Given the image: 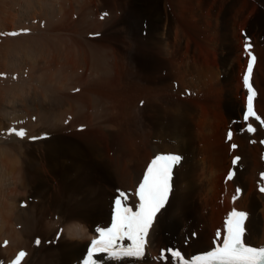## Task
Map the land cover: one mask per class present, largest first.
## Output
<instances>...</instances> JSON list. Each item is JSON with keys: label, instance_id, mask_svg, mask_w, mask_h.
<instances>
[{"label": "bare ground", "instance_id": "obj_1", "mask_svg": "<svg viewBox=\"0 0 264 264\" xmlns=\"http://www.w3.org/2000/svg\"><path fill=\"white\" fill-rule=\"evenodd\" d=\"M99 1L101 2V5L105 3L103 0ZM112 1L114 2L115 0ZM130 1L132 0L115 1L114 10H110L116 13L117 11H120L122 9L123 3L128 4L130 3ZM170 1V6L177 7L179 5L180 7H177V11L181 16L184 15L185 8L188 7L186 6V4L189 3L188 0L187 2L186 0H184V3L183 0ZM92 2L93 0H0V29L8 30L11 32L13 30L19 29L23 26V24L25 25V23L28 24L29 30L31 29V31H29L30 34L28 35L22 34L18 35L17 37H9L7 39L3 37L5 38V43H3V46H0V69H3L5 71H13L18 68L21 69V67L24 65L22 68L25 69V67H29L33 70V74L30 71V73L32 74V76L30 75L33 79L32 81L40 83V86H43L45 81H47V85L45 84L46 86H50V84H53L52 89L50 88L51 93H46V95L50 98V105L47 106L48 108H44L43 110H32L30 111V114L32 115L36 112L39 113L41 111L43 113V118H45V121L46 119H49L48 121L50 122L51 115L49 113L53 111V109H51L52 106L59 105L62 109L64 108L63 106L66 105V103L64 105L62 101L65 100V102H67L66 100H68V107L65 106L68 109V112H65V115L68 114L67 116H70V114H72V117H70L72 120V127H76L78 125L92 127L87 131L80 133L87 136L85 137V141L82 140L83 144H75L74 142L67 140H65L66 142L64 144L63 142H61V140L64 139L63 137L60 139H49L47 142H39L35 145L27 144L28 147L39 146L41 148L42 146L43 149H41L43 151L41 155L44 156V159H42L41 157L40 158L44 160V164L40 165L41 167H37L38 169L36 170V174L31 172L32 174L30 173V175H26L25 180H23L24 178H20V181V179L18 178V180L20 181H18V185H20V188L26 186L28 187L29 185L33 184L35 185V182H37V178H39L41 174L47 172H51V174L55 173L56 177L61 180V189L63 190L65 195H69V202H72V205H70L69 203H64L62 209H58V212L60 211L61 215L58 222L55 220H51L45 223L42 229L38 228L39 224L41 222L44 223V220H46V218H48L49 214L52 212L51 210V212L48 214L47 211L49 212L50 208L43 205L41 207V204L39 203H33V205L29 207V209H22L19 213H17L16 209L20 202L16 199H10L11 196L9 194L11 193V190L5 193L2 192V189L6 186V183H4V179L8 178L9 185L11 183V180L15 178L17 180V177H19L18 175L21 174V169L17 167V165L12 164L8 172L0 175V243L4 242L6 239H9L12 243L10 247L7 248L4 252L1 251L3 252V254L7 251V264H11V262L13 263V260L15 261L16 256L21 251H24L26 253V256L21 261V264H36V261L38 260L36 259L37 256H29L32 248L37 244L36 239H41L40 237L48 236L50 234L49 231L53 230L52 227L60 224L61 222H64L62 220L65 219L68 215H70V220L72 221L73 218L92 220L96 224L95 226L93 225L94 228H96V226L105 228L110 226L112 213L110 214V205L107 204V199H105V204H103L102 201L97 200V198L95 199L93 196L96 193L95 189L97 183L99 182L101 184L100 181L103 179L104 174L102 169L100 170V168L103 166L101 165L107 163L105 161H102L103 158H105L104 156L106 154L105 147L103 148L99 143L101 141L100 139L102 138L106 139L107 145L110 144V142L114 141V138H116V143H119L120 145V147L116 148L121 149V151H118V153L127 152L129 155L128 158L136 157L135 167L132 170L129 169V166L128 169L124 167L123 170L121 169L122 174L119 172V174H117L119 175V180L122 182L120 183V185H118L121 187L120 191L127 194L126 203L129 207H132L133 211L136 210V205L139 203L138 197L135 195L136 190L142 181V177L148 164L155 156L159 154L179 153L184 156V161L181 162L180 165L176 166L172 179V190L170 192L169 198L165 205L157 212L153 224L149 229L148 236L146 238L147 244L144 248V250H146L145 255L140 258L123 257L119 259H113L106 253H99L94 256L96 258L97 264H180V261L172 257L171 254L165 255L166 257L164 259L162 258V261L159 262L158 257H160V250H164V247H169V251H172L174 249V241H184L185 235H187V233L191 234L192 232H194L197 234V239H190V247L185 249V252L188 254V256L194 254L192 256V260H190L191 262L198 255L204 254L212 250L216 246L213 242L217 234V230L224 229L223 220L225 218V215L229 211L231 212L234 210L246 213V228L248 231L245 236L247 243L256 248L264 247V192L261 193L258 187L259 183L262 181V173H264V164L261 160L263 148L260 145L263 133L259 132L254 137H251L244 132L238 133L240 129L237 130V135L234 134L235 137L233 143L236 142L239 147L236 151H231V145L226 142V137H224L221 132H218L216 134L213 133L211 130L212 126L208 124L205 125L203 120L199 117H188L193 113V102L190 101V99L188 101H183L181 99L179 100L178 98L173 96V94H178V92L176 91H179V88H174V82H178L180 89L186 92L187 89L190 90V88H195L196 86H198V82L201 84L203 83V86H209L210 83L213 84L214 82H211V80H213V78H211L212 74L209 72V69H206L205 71L204 68L199 69L198 67H196L195 70L184 69L181 66L184 65L183 61H178L173 57V54L171 55L169 53L165 55L168 56V59L164 58L165 56L162 55V50L158 47H154V43L155 45H159L162 41L160 40L161 42H158L157 39L154 38V34L153 36H150L151 33H149V37L151 39V42H154L153 44L149 42V47L146 45V43H144V45L141 43L133 44L131 46V50H138L139 53H141L142 51V53H144L145 55L147 54L148 56H150L156 62H154L156 65H160L159 68L161 69V71L167 69V78L163 79L161 76L160 78L157 73L154 72V63H150L148 67L146 63H144V65L141 66L144 70V74L142 76L143 79L141 83L138 84L139 79L135 78L134 71H132L131 67L127 65V61L125 58L119 59L116 57L115 63L111 62V59L114 58L115 55H113L111 58L112 54H109L110 49L105 47L102 42V37L101 39H95L93 41H82V36L97 33V29H101L102 26L107 23V21L101 24L94 22L93 18L97 14H93L92 12ZM136 2L139 6L143 7V9L146 10L144 11L146 12V15L150 16L151 13L154 16H158V14L160 15L163 0H136ZM181 2L185 8L181 6ZM104 9H106V7ZM104 9L101 10V12L105 11ZM164 9L165 11L167 10V2H165ZM77 12L79 14L78 19L74 21L72 19V23H70L69 20V26L72 25V31L70 30L71 33L68 32L69 34L67 33L65 35L62 34L63 32H61L60 28L58 30L51 27V23L55 19H64L67 21L68 16H72L74 18V15H76ZM36 19H40L41 21H48L45 24L46 26L44 30H42V32L44 31V33L47 31L46 37H42L41 35L39 36V33L42 32H39L40 29H37L39 25L37 27L35 25ZM59 20L57 21V23L59 22ZM155 20L156 18L154 19V21ZM205 22L208 25H210V23L212 24L211 20L209 19ZM66 24L67 23H65L64 25L66 26ZM157 24L158 27H161V21H159ZM60 26L61 25H59V27ZM165 27L168 28L169 24L165 23ZM19 33L20 32H18L17 34ZM71 34L72 37H70ZM77 35H80L81 39L80 37L76 39L75 37ZM162 36L164 39V37H167L168 34L162 33ZM78 39H80L81 41H79ZM52 41H54V48L51 43ZM56 41L60 44L58 49V51L61 50L60 55L56 54ZM75 46L78 47L76 48ZM54 50H56V53L54 52ZM257 51L260 53L261 58L259 59L258 57V65L256 64V68H259V65H264V48L258 45ZM35 52L39 55L40 58L43 59L44 64L49 66L46 69L47 75L49 74L48 76L45 72L42 73L41 71V73H38L40 75H37L38 78L35 77ZM23 53L25 54V58L27 57L28 59H25L26 63L22 61ZM17 54H20V56H16ZM37 54L35 56H37ZM41 63L42 62H40V64ZM130 63L131 66H133V63ZM234 65L236 66L235 63ZM243 65L245 68L246 63ZM62 67L65 68L64 71H62ZM256 68L253 77V83L259 90L258 99L256 100V106L258 112L264 117V85L262 80L258 77L261 73L258 75ZM85 71L92 72L90 78L86 76L84 78V75H81ZM115 72L116 77L114 76ZM243 72L244 69L242 71V74ZM138 76H140V74ZM138 76L136 73V77ZM169 80H171V82ZM233 80L227 79L226 83L228 85L227 88L229 91H232V89L236 87V91L239 93V95H243V105L238 98L237 100H235L236 102L234 101L233 103L235 111H237L241 121L243 107H245L246 93L243 89V85L241 82L242 80L237 84L234 83V81L236 80ZM27 82L28 81H26V85L30 88L32 85H30L31 83ZM58 83H62L69 92L70 90L73 91L75 89V92H78L80 90L81 91L74 95L69 94V96L67 97L60 96L58 94L59 89L56 90L55 88L57 86L56 84ZM23 86L25 85L23 84L21 86L23 89L20 87V89L18 88V90L17 87H13L15 88L14 93H10L12 94L11 98L8 96L11 99H9L10 103L18 104V101H20L22 106L24 102V105L32 103V99L29 98L30 95L28 96L27 91H25L26 88H24ZM212 88L215 89V87ZM197 89H199V87ZM200 90H198V92ZM2 91L5 92V90ZM9 91L13 92L12 89ZM9 91L7 93H9ZM36 91L37 90H35V93ZM207 91L206 93L209 92ZM1 94L2 95L0 96H3V93ZM166 95L170 98V100H172L171 108L174 109L176 115H173L171 113L172 111L170 112L169 110L164 109L165 104H162V101ZM185 98L190 97L186 96ZM142 100H146L147 103L145 104V108L144 103L140 104L143 108V111L140 112L138 110V105ZM1 102L3 103V101ZM1 102L0 110H2V112L0 111V127L7 126L11 122L17 121L23 116L18 114L16 116L14 112L5 110L6 106H2L4 107L2 108ZM41 105L42 104L40 103L39 106ZM196 105L198 104L196 103ZM11 107H9V109ZM101 112L103 113L98 116V114ZM13 113L15 115L14 117L12 115ZM145 114L151 115L150 122L147 120V123L146 121V125L148 126L149 131L148 133L142 130L143 126L141 128H138V125L142 124L139 122H142L141 120H143ZM93 117L94 119H92ZM7 122L8 124H6ZM228 123H232V121L229 120ZM53 124L48 125L49 129L56 127ZM242 125L244 129V124L242 123ZM235 128L237 129L238 126ZM154 139H156L155 144L157 146L155 155L151 156L146 162L141 163L142 165H138V163H140L141 161L140 153H142V150L139 149L140 145L144 142V140H147L146 142H149L148 144L150 145L151 142L154 141ZM251 140H255L256 142L255 146L253 145L254 147H250L248 145L249 141ZM138 141L140 144L138 143ZM201 141L203 142L204 147L207 150L206 152L208 154V157L206 158H208V160L213 163V166H215L216 169V173H218V175L216 176V181L211 186V189H209V192H211L212 194V198H210V200L205 199L206 202L202 199V193L204 190H202L198 187V185L195 184L192 174L194 172V150L197 147V144ZM147 147L148 145L143 144L144 150ZM228 153H232V157L238 155L242 158L236 168V170L239 172L238 175L241 174L245 176V180L241 185L239 182L240 180H238L237 183L233 184L237 180V175L232 181L226 182L227 173L232 166V157L230 159V164L227 165L226 157ZM4 155L9 156V153H6ZM62 156H66L68 160L62 161ZM110 159L114 161L112 157ZM110 159L108 161H111ZM94 161H102V163L100 162V165V163H95ZM31 165L32 164H30V166ZM105 165L104 167L107 166ZM34 166L35 165H33L32 167L35 168L36 166ZM116 170L119 171L118 168ZM110 172L111 170L108 172L109 175ZM14 181L15 180H13V183ZM38 181L40 182L41 179H38ZM246 181L251 184L245 185ZM43 182L44 180L42 181V183ZM109 185L111 184L109 183ZM238 186L240 188V192L237 191ZM86 187L90 190L89 194L85 196L84 200H82L81 202H77L76 195L82 194L79 192V189H84ZM256 190L258 191L256 192ZM29 194L32 195L31 193ZM26 195H28V192ZM61 196H63V194ZM19 208L20 206L18 207V209ZM30 217L31 219H28ZM16 224H22V227L24 226L21 231L15 230ZM27 224L29 225V227H25V225ZM31 226H36L38 230L33 233L34 230ZM84 227H82L83 229H81V224L79 223H72L71 225L67 224V228L64 231L58 246L51 247L50 249H48V251L45 252V255H47L48 257L47 264H82L83 258L87 252L88 245L93 239L98 238V233L93 234L94 230ZM167 232L168 235H170L169 238L165 237V233ZM68 237L70 238V241L68 242L67 247L62 248L60 246V243H64V240L66 238L68 239ZM14 242L16 244L15 246L13 245ZM169 242L171 243L168 244ZM218 242H222V238ZM122 243L127 246L131 242L125 240ZM170 246L173 247L170 248ZM1 252L0 255H2ZM184 261L190 264L189 261Z\"/></svg>", "mask_w": 264, "mask_h": 264}, {"label": "rangeland", "instance_id": "obj_2", "mask_svg": "<svg viewBox=\"0 0 264 264\" xmlns=\"http://www.w3.org/2000/svg\"><path fill=\"white\" fill-rule=\"evenodd\" d=\"M103 1L105 3L103 5H101V2L99 0H93V2L91 4L92 12H93V14H97L96 16H94L93 20L95 23L97 22L98 24H101L105 21H107V23L105 25H103L101 29L100 28L97 29L98 30V31L96 30L97 33H95V34L92 33L89 35L82 36L83 37L82 41L83 40H92L93 41L95 39H101V37H102L103 44L105 45V47L110 49L109 54H112L111 58L113 55H115V57L111 59V62L115 63L116 57L119 59L125 58L127 61V65H129L131 67L132 71H134L135 78L139 79V81H138V79H137V81H138V84H140L142 79H143L142 76L144 74V70L141 66L144 65V63H146V65L148 67V65H150V63H154L155 61L150 56H148L147 54L145 55L144 53H142V51H141V53H139L138 50L132 51L131 46L133 44H137V43H139V44L141 43L143 45H144V43H146V45L149 47L148 43L151 42V39L149 37V33H151L150 36H153V34H154V38L157 39L158 42H161V41L162 42L159 45H155L154 42H151V44L154 43V47H158L159 49H161L163 56H165L169 53L171 55L173 54V57L176 58L178 61H180V60L183 61L184 65H181V64L180 65L184 69L195 70L196 67H198L199 69L204 68L205 71H206V69H209V72L213 75V76L211 75V78H213V80H211V82H214L213 84L210 83L209 86L204 85L205 86L204 87L202 85L203 83L201 84L198 82V84H197L198 86H196L195 88H190V90H192V92L195 91V93L197 94L196 96L192 95L190 98H185V91H182V89H180V86L178 89L179 91H176V92H178V94L177 95L173 94V96L178 98L179 100L181 99L183 101H185V100L188 101L190 99V101L193 102L192 107L194 110H193V113L190 114L188 117H194L195 116V117L201 118L203 120V122L205 123V125L208 124V125L212 126L211 130L213 133L216 134L218 132H221L224 135V137H226L227 130L230 127L232 129L234 128L233 130L235 131V135H237L236 133H237V130H239V129L240 130L238 131V133L239 132L243 133V125L240 121V116L238 115L237 111H235L233 103L238 98L243 105L244 104V102H243L244 98H243V95H241V94L239 95V93L236 91L237 90L236 87H234V89H232V91H229L227 88L228 85L226 83V80L227 79H229V80L234 79L236 81H234V80L233 81L236 84L242 80V71L244 69L243 64H245L247 62V58H248L247 55L245 56V53L243 51L244 38L241 35V32L243 30H247L249 36L253 38V43L255 45L254 52H256L259 59H261L260 53L257 51V46L260 45V47L264 48V0H188L189 3L186 4V6H188L187 7L188 9L184 7L182 2H181L182 5L180 4L182 7L185 8L184 15H182V16L177 11V7L179 8L180 6L178 5L177 7H175V6L171 7L170 6V2H171L170 0H163L161 12H160V15L158 14V16H154L152 13L150 14V16L146 15V12H144L146 10L143 9V7L139 6L137 4L136 0H134V1L132 0L128 4L123 3L122 9L120 11H117L116 13L112 12L111 10H114L115 1H118V0H115L114 2L112 0H103ZM124 1H126V0H124ZM165 2H167V10L166 11L164 9L165 8ZM186 2H187V0H186ZM183 3H184V0H183ZM105 7H106V9H104ZM103 9L105 11L101 12V10H103ZM99 12H100V14H99ZM105 13H107L106 16L102 15ZM191 14H193V15H191ZM78 15L79 14L77 12L76 15H74V18L72 16H68L67 21L64 19L63 20L58 19L59 24L57 23L58 20L55 19L51 23V27L58 29V30L60 28L61 32H63L62 34H65V35L68 32L71 33L70 30L72 31V25L69 26V20H70V23H72V19H73V21L78 19ZM151 15H153V16H151ZM160 17H161V20H160ZM132 18H134V19H132ZM155 18H156V20L154 21ZM158 18H159V20H158ZM208 19L211 20V22H212V24L210 23L211 26L205 22ZM125 20H126V22H125ZM150 20H151V23H150ZM60 21H61V24H60ZM144 21H146V22H144ZM157 21L158 22L161 21V24H160L161 27H158ZM47 22L48 21H46V20L45 21L44 20L41 21L40 19L35 20L36 27L39 25L37 27L38 30L40 29L39 32H42V30H44V28L46 26L45 24ZM65 23H67L66 26L64 25ZM165 23L169 24L168 28L165 27ZM25 25H27V26H25ZM25 25L23 24L22 27H20L17 30H13L11 32L8 30H4V29H3L4 30L3 31L2 29H0V31H1V33H0V36H1L0 37L1 38L0 39V46H3V43H5V41H4L5 38L7 39L9 37H11V38L17 37L18 35H22V34L23 35L30 34L29 31H31V29L29 30V28H28L29 26L27 23H25ZM59 25H61L62 27L61 26L59 27ZM25 28H27V29H25ZM158 28H159V30H158ZM165 28H166V30H165ZM18 32H20L21 34L19 33L17 35H10V33H18ZM162 33H166V34H168V36L164 37V39H163ZM40 35L42 37L43 36L46 37L47 31L45 33H44V31L42 33H39V36ZM3 37H5V38H3ZM70 37H72V34ZM78 37H80V39H81L80 35H77L75 38L77 39ZM138 37H140V38H138ZM80 39H78V40L81 41ZM53 42L54 41L51 42L52 46L54 45ZM59 45L60 44L56 41L55 46L57 49V53H56V50H54V52L57 55L61 54L60 53L61 50L58 51ZM53 48H54V46H53ZM36 54L37 53L35 52L34 58L36 57L35 58L36 70L35 69L34 70L36 72L35 77L38 78L37 75H40L38 73H41V71H42V73L45 72L47 75L46 69L49 66L44 64L43 59L40 58L38 54H37V56H35ZM18 55L20 56V54H17L16 56H18ZM24 55L25 54L23 53V55H22L23 58L22 57L21 58H22V61L24 63H26V60H28V59H27V57L25 58ZM238 55H239V58H238ZM164 58L168 59V56H165ZM39 59H41V60H39ZM233 59H234V63L236 64V66L233 63ZM235 59H237V60H235ZM40 62H42V63L40 64ZM130 62L133 63L132 64L133 66H131ZM155 63H154V66H155L154 72L157 73V75L159 77L161 76L163 79H166L168 70L164 69L161 71V69L159 68L160 65H156ZM135 65L138 67H136ZM232 65H233V67H232ZM22 67H21V69H19V68L15 69L16 71L15 70L5 71L3 69H0V87H1L0 88V95H2L1 93H3V96H0V102L3 101V103L1 102V107L6 106L5 110L14 112L16 116H17V114L21 115V116L23 115L20 118L21 120L18 119L17 121L11 122L10 124H8V122H7L6 123V124H8L7 126L0 127V175H3L4 173L8 172L9 168H11L12 164L17 165V167H19L21 169L20 170L21 174L19 173L20 175H18L19 177H17V180H16V178L13 179L16 181V184H15V181L13 183V180H11V183L8 185V183H9L8 178L4 179L5 180L4 183H6V186L3 187L4 190L2 189V192L6 193V192L11 190L10 191L11 193L9 194L11 196L10 199H13V200L16 199L17 201L20 202L18 204V207L20 206V208L18 209V207H17V209H16L17 213H19L22 209H29V207L31 205H33V203L34 204L39 203V204H41V207L43 205V206L50 208V210L48 209L49 212L47 211V213L49 214L51 212V210H52V212L49 214L48 218H46V220H44V223L41 222L38 226V228L42 229L43 225H45V223H47L51 220H55L58 222L60 220V217H61L60 211L58 212V209L59 210L62 209L64 203L65 204L69 203L70 205H72V202H69V200H70L69 195L68 194L65 195V193L61 189V187H60L61 180H59V178L56 177L55 173H52V174H51V172L43 173V174H41L42 176L40 175V177L37 178V182H35V185L33 184V185H29L28 187L26 186V187L20 188V185H18L19 184L18 178L19 179L24 178L23 180H25L26 175H30L31 172L36 174L37 173L36 170L38 169L37 167H41L40 165L44 164V160H42V159H44V156L41 155L42 151H43L42 146H41V148H42L41 149L39 146L28 147V145L29 144L35 145L36 143H39V142H47L49 139H54V138L60 139L62 137L64 139L61 140V142H63L64 144L66 142L65 140L72 141L75 144H81V143L83 144L82 140L85 141V137H87V136L84 134H80V133L87 131L89 128H92V127L80 126V125H78L79 127L78 126L72 127V122H71L72 120L70 118V117H72V114H70V116H67L68 114L65 115V112H68L67 111L68 109L66 108V107H68L67 106L68 100H66L67 102H65V100L62 101V103L64 105L66 103V105H65L66 107L63 106L65 109L64 108L61 109V106H59V105L52 106L51 109H53V111L51 113H49L51 115L50 116L51 117L50 122L48 121L49 119H46V121H45V118H43V113L41 111H40L41 113L36 112L35 114L31 115L30 111H32V110H36V109L37 110H39V109L43 110L44 108H48L47 106L50 105V98H49V96L46 95V93L47 94L49 92L51 93L50 88L52 89L53 84H50V86H46L47 81H45L44 85L45 84L46 85L40 86L41 85L40 83H38L36 81H32L33 79L31 76L33 74L32 73L33 70L29 67L28 68L25 67V69ZM258 67L259 68H256L258 75L261 73L258 77L262 80L263 85H264V75H263L264 74V65L263 66L259 65ZM61 69H62V71H64L65 68L62 67ZM258 69L261 71H259ZM1 70H3L5 73ZM137 70H138V72H137ZM19 71H20V73H19ZM30 71L32 74L30 73ZM213 71H215V72H213ZM136 73H137V76L139 74H140V76L136 77ZM81 75L82 76L84 75V78H85V76L90 78L92 75V72L91 71H85ZM114 76L116 77V72L114 73ZM216 76H217V78H216ZM25 80L28 81L27 83H31L30 85H32V86L30 88L27 87ZM169 81L171 82V80H169ZM216 81H217V83H216ZM21 82H22V85L23 84L25 85L23 87L26 88L25 91H27L28 96L29 95L31 96V97L29 96V98L32 99L33 104L28 103L29 105L28 104L24 105L25 102L22 101V102H24L23 106H22L20 101H18L19 102L18 104L9 102L11 100L10 98L12 95L10 93H14V89L16 87H17V90H18V88L20 89V87L22 86ZM143 83H144V81H143ZM176 83H178V82H174V84H176ZM215 83H216V85H215ZM174 84H173V86H174ZM19 85H21V86H19ZM56 85H55L56 90L59 89L58 94L60 96H64V97L69 96V94H71V95L77 94L81 91L80 90L78 92H75V90H76L75 89L73 91L70 90V92H69L68 89L62 83H58ZM178 85H179V83H178ZM60 86H62V87H60ZM13 87H15V88H13ZM198 87H199V89H197ZM202 87H203V89H202ZM212 87H215V89ZM174 88H175V86H174ZM1 89L5 90L6 93L11 89L13 90V92L9 91V93L6 94ZM35 90H37L36 93H35ZM127 90H129V89H127ZM180 90H181V92H180ZM198 90H200V91L198 92ZM205 90L206 91L208 90L209 92L207 91L208 93H206ZM233 90H234V92H233ZM123 91H124V89H123ZM242 91H243V89H242ZM2 97L3 98L6 97V98H4L6 101ZM7 99H8V101H7ZM145 101L146 100L140 101V103L138 105V110L140 112L143 111V108L141 107L140 104L144 103V108H145V104L147 103V101L146 102ZM171 101L172 100H170V98L166 95L162 101V104H165L164 105L165 110H169L170 112L172 111L171 113L173 115H176V112L174 111V109L171 108V106H172ZM39 102L42 104L41 105L42 107L39 106V104H40ZM8 103H10V104H8ZM196 103L198 105H196ZM6 104H8V105H6ZM11 104H13V105H11ZM16 105H18V106H16ZM26 105H28V106H26ZM112 106H114V105H112ZM134 106H135V103H134ZM4 107H2V108H4ZM9 107H11V108L9 109ZM17 107H19V108H17ZM30 107H32V108H30ZM13 109L16 111H14ZM243 110H244V107H243ZM0 111L2 112V110H0ZM14 113L12 114L13 117L15 116ZM102 113L103 112L99 113L98 116H100V114H102ZM104 113H105V111H104ZM53 116H55V117H53ZM146 116H147V118H146ZM150 116L151 115H149V114L148 115L145 114L143 120H141L142 122H139V123H142V124H140L141 126L136 124V125H138V128H141L143 126L142 130L145 131L146 133L149 132L148 126L146 125V121L148 120L150 122ZM56 117H57L58 121L56 120ZM236 118H238V119H236ZM92 119H94V117ZM53 120H55V121H53ZM229 120H231L232 123H228ZM148 121H147V123H148ZM51 124H53L56 127L49 129L48 125H51ZM237 126H238V128L236 129L235 127H237ZM13 128L16 130H20V129L26 130V136L24 138H20V137L16 136L14 133L11 132V129H13ZM139 130H141V129H139ZM150 131H151V129H150ZM111 132H114V131H111ZM223 132H225V133H223ZM235 135H234V137H235ZM31 137L32 138L36 137L37 139H32ZM100 140L101 141L99 143L101 144V146L103 148L105 147V151H106V154L104 156L106 159L103 158L102 161L107 162V163H105V162L104 163L108 167L105 164L104 165L106 167H104L103 164L101 165L102 161H100L101 163L99 161H97V162L94 161L95 163H100V165L103 166L100 168V170L102 169L104 175H103V179L100 181L101 184L99 182L97 183L96 189H95L96 193L94 192L95 194L93 196L95 199L97 198V200L102 201L103 204H105V199H107V202H108L107 204L110 205L109 209H110V214H111L112 208H113V202L118 195L117 190L120 191V189H121V187L118 185H120V183H122L119 180V177H118L119 175H117V174L121 173V169L123 170L124 167L126 169H128V166H129V169L132 170L135 167L136 157L128 158L129 155L127 152L118 153V151L120 152L121 149L116 148V147H120L119 143L118 144L116 143L117 142L116 138H114V141L110 142L111 145L110 144L107 145L105 138H102ZM233 140H234V138H233ZM146 141L144 140V142L139 147V149L142 150V153H140L141 154V156H140L141 161H140V163H138V165H142L141 163L146 162L151 156L155 155V153H156V149H157V146L155 144L156 139H154L155 142L154 141L151 142L150 145L148 144L149 142H146ZM138 143H139V141H138ZM232 143H233V141H232ZM234 143L236 144V142H234ZM143 144L148 145V147L146 148L147 150L143 149ZM228 144L231 145V143H228ZM248 145L250 147L255 146V144H254V146L253 145L251 146L250 141H249ZM206 151L207 150L205 149L203 142L202 141L199 142L197 144V147L194 150V161H193V163H194V165H193L194 170L193 171L194 172L192 173L195 184L198 185L199 188L204 190L202 193L203 194L202 199L204 201H205V199L210 200V198H212V194H211V192H209V189H211V186L216 181V179H217L216 176L218 175V173H216L215 166H213V163L211 161H209L208 158H206V157H208L207 156L208 154ZM6 153H9V156L4 155ZM109 157L110 158L112 157V159H114V161L111 160ZM231 157H232V153H228L227 157H226L227 165L230 164ZM61 159H62V161L68 160V158L66 156H62ZM109 159L111 161H108ZM40 161H42V162H40ZM30 164H32V165L30 166ZM33 165H35L36 167L34 166L35 168H33L32 167ZM100 165H99V167H100ZM31 167L35 170H33ZM113 168H114V173H113ZM117 168L119 171L116 170ZM26 169H28V170H26ZM30 169H32V170H30ZM243 169H245V168H243ZM263 169H262V171H263ZM104 170H106V171H104ZM110 170L113 174L110 172V175H109L108 172ZM195 170H196V172H195ZM115 172H116V174H115ZM194 173L196 174V176ZM238 173L239 172L237 171V174H236L237 180L233 184L237 183V181L240 180L239 182L241 185L243 183V181L245 180V176L241 175V174L238 175ZM55 177H56V179H55ZM21 179H20V181H21ZM38 179L39 180L41 179V181L39 182ZM43 180H44V182L42 183ZM109 183L111 185H109ZM247 183H248V181L245 182V185L251 184V183H248V184ZM87 189L88 188L86 187L84 189L83 188L79 189L80 191L78 190L82 194L76 195L77 202H81L82 200H84L85 196L87 194H89L90 190L89 189L87 190ZM236 189H237V187H236ZM238 189H240L239 186H238ZM257 191L258 190H256V192ZM27 192H28V195H26ZM239 192H240V190H239ZM29 193H31L32 195H30ZM62 194H63V196H61ZM100 195H101V197H100ZM45 204H47V205H45ZM107 204H106V206H107ZM56 210L58 213L56 212ZM228 213L225 215V217L228 215ZM28 219H31V217ZM70 219H71L70 215L66 216V218L62 220L64 222H61L60 224L52 227L53 230L49 231L50 234L48 236L40 237L41 239H39V238L36 239V241L39 240L40 243L36 244L30 252L31 255L29 254L30 257L33 255L37 256L36 259H38V260L36 261V264H47L48 257H47V255H45V252L48 251V249H50L51 247H57L58 246V244L62 238V235L67 228V224L71 225L72 223L73 224L79 223V224H81V229H83L82 227L85 226L84 228H87V229L89 228L91 230H94L93 234H97L96 228L98 226H96V228H94V226L96 224L92 220H89V219L85 220L83 218H76V219L73 218V221H72ZM23 227H22V224H16L15 230L21 231ZM25 227H29V225L27 224V225H25ZM32 228L34 231L33 230H29V231H33V233L36 230H38L36 226H34ZM196 235L197 234L194 232H192L191 234L187 233V235H185L184 241H180V240L174 241L173 242L174 247L170 246V248H172V247L174 248L172 251H169V247H164L165 248L164 250L161 249L160 254L158 252L160 257L157 256L159 259V262L162 261V258L164 259L166 257L165 255L171 254V252H173V251L180 252L183 259L190 262V260H192V258H193L192 256L194 254L191 256H188V254L185 252V249L190 247V242H191L190 239H192V238L194 240L197 239ZM169 236L170 235H168V232L165 233L166 238L167 237L169 238ZM69 241H70V238L68 237V239L66 238L64 240V243H62V242L60 243V246L62 248H64V247L66 248ZM170 243L171 242H169L168 244H170ZM11 244L12 243L9 239H6L4 242L0 243V252L1 251L4 252L7 248L10 247ZM13 245L14 246L16 245L15 242ZM3 252H1L2 255H0V264H7L8 254L6 253L7 251L4 254H3ZM47 253H49V252H47ZM145 253H146V250H144V255H145ZM13 262H14V260H13ZM11 264H13V263L11 262ZM31 264H33V263H31Z\"/></svg>", "mask_w": 264, "mask_h": 264}, {"label": "snow or ice", "instance_id": "obj_3", "mask_svg": "<svg viewBox=\"0 0 264 264\" xmlns=\"http://www.w3.org/2000/svg\"><path fill=\"white\" fill-rule=\"evenodd\" d=\"M10 35H17V33H10ZM249 47L250 45L246 44V51ZM254 61L255 57L253 56L244 76V84L249 91L247 111L244 115L245 121L250 117L260 120L253 109V98L256 93L250 84ZM261 124H264V120H261ZM248 131L254 132L255 129L249 125ZM11 132L20 138L26 136V130L24 129L16 130L13 128ZM228 138L231 139V132ZM32 139L37 138L33 137ZM235 147L233 145V148ZM180 160V156L173 154H161L152 159L135 193L139 200L135 211L126 203L127 194L117 190L118 195L113 202L111 224L106 228H96L98 238L91 241L83 264H97L93 257L99 253H106L113 259L123 257L140 258L144 255L149 229L157 212L168 199L171 191L170 182L173 168L179 164ZM239 160L240 157H236L233 164H237ZM231 178L232 173L229 174L228 179ZM262 178H264V174H262ZM237 191L239 192V189ZM261 191H264V188ZM245 219L246 213L234 210L225 222V234L222 237V242H218L212 250L195 257L190 264H264V247L248 246L242 239L245 231ZM125 240L131 243L125 246L122 243ZM217 240H221L220 232L217 233ZM36 243L39 244L40 241L37 240ZM171 255L178 259L180 264H188L184 261L180 252L173 251ZM25 256L24 251L19 252L13 264H21Z\"/></svg>", "mask_w": 264, "mask_h": 264}]
</instances>
